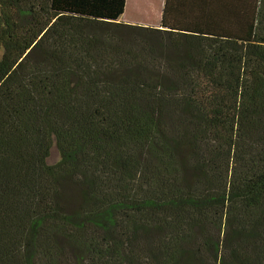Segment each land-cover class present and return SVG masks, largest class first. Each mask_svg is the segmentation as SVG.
I'll return each instance as SVG.
<instances>
[{
	"label": "trees",
	"instance_id": "trees-1",
	"mask_svg": "<svg viewBox=\"0 0 264 264\" xmlns=\"http://www.w3.org/2000/svg\"><path fill=\"white\" fill-rule=\"evenodd\" d=\"M125 2L0 0V264H264V0Z\"/></svg>",
	"mask_w": 264,
	"mask_h": 264
},
{
	"label": "crops",
	"instance_id": "crops-1",
	"mask_svg": "<svg viewBox=\"0 0 264 264\" xmlns=\"http://www.w3.org/2000/svg\"><path fill=\"white\" fill-rule=\"evenodd\" d=\"M150 0L148 3L144 0H126L124 12L119 18V22L130 24V25H140V26H148V19L145 20L146 17L153 16V14L157 10L156 24H152V26L157 28L160 24V19L162 15V9L164 0ZM146 16V17H144Z\"/></svg>",
	"mask_w": 264,
	"mask_h": 264
},
{
	"label": "rangeland",
	"instance_id": "rangeland-1",
	"mask_svg": "<svg viewBox=\"0 0 264 264\" xmlns=\"http://www.w3.org/2000/svg\"><path fill=\"white\" fill-rule=\"evenodd\" d=\"M145 2L147 1L148 3L150 2V0H144ZM153 1V0H152ZM157 1L155 0V3H156ZM156 12L153 14V16H149V17H146V16H144V17H146L145 18V20L146 19H148V23H149V25L147 26V27H149V26H152V24H156V17H157V10H155ZM160 21V20H159ZM160 25V24H159ZM158 28V27H157ZM58 159H59V154H58V152H57V150H56V148L55 147H53L52 148V150H51V152H50V155H49V157H48V160H47V162H48V164L49 165H52V164H55L57 161H58Z\"/></svg>",
	"mask_w": 264,
	"mask_h": 264
}]
</instances>
